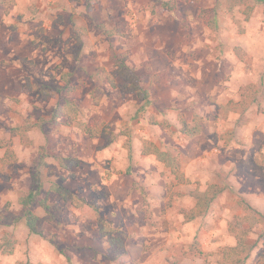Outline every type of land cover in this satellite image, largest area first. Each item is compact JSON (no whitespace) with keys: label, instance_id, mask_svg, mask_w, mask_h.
<instances>
[{"label":"rangeland","instance_id":"obj_1","mask_svg":"<svg viewBox=\"0 0 264 264\" xmlns=\"http://www.w3.org/2000/svg\"><path fill=\"white\" fill-rule=\"evenodd\" d=\"M167 1L0 0V216L10 222L0 224V264H236L222 250L236 245L239 223L253 247L244 264H264V0H177L175 11ZM209 8L216 30L198 16ZM111 50L129 52L145 76L146 107L121 87ZM67 74L77 121L129 136L56 124ZM195 117L202 130L185 135ZM149 142L178 157L182 179L142 153ZM35 172L43 237L15 220ZM53 183L100 207L127 235V254L113 260L93 207L64 201Z\"/></svg>","mask_w":264,"mask_h":264},{"label":"trees","instance_id":"obj_2","mask_svg":"<svg viewBox=\"0 0 264 264\" xmlns=\"http://www.w3.org/2000/svg\"><path fill=\"white\" fill-rule=\"evenodd\" d=\"M177 0H169L165 3H163V6L175 11L177 6ZM199 19L207 25L212 30H216L217 27V10L216 8H209V9H203L198 14ZM76 26V25H75ZM108 34L111 36L112 34L108 32ZM241 48L236 49L237 55L241 58ZM129 52L125 53H116L113 50H111V60L117 67V70L115 71L118 76H120L121 79H123L122 88L125 89V91L129 93H136V95L139 96L145 103L143 105V108L146 107L149 103V91L143 86V82L145 81V76L137 75L134 70L127 64ZM91 76H94V74L90 73ZM68 76L70 77V74L65 75V81L66 86L65 87H59L56 88V92L60 95L61 101L65 102L64 104H59L53 113V121L56 124L60 123V119L63 117H66V123L74 124L76 123L77 126L82 128L83 132L93 136H112V141H115L120 135H128V131L123 130L120 134H115L110 131L107 125L105 123H101L97 126V123L95 121H92V123H84L83 121H77V111L76 109L75 114L73 115L72 109L69 110V107L72 105V101H70L67 97V94L70 93L73 90H76L77 87L72 86V81L68 79ZM149 78H158L160 74H149ZM105 78L107 79L108 83L111 85L112 88H118L119 84H117L113 74L111 72H105ZM252 87H248L247 89L251 93ZM99 92V90H97ZM246 91V89H245ZM98 96V97H97ZM93 97L96 101H98L99 94L94 90L93 91ZM71 121V122H70ZM194 126L190 125H184L183 129L185 130V135H196L199 133L203 125L201 123V118L198 119L195 117L193 119ZM153 124H157L156 121H153ZM200 124V125H199ZM200 126V127H199ZM29 128V127H28ZM17 128L11 129V134L14 136L15 132H17ZM130 143V141H129ZM129 151H130V157L132 158V152L131 147L129 144ZM142 153L144 155H155L156 158L165 164L166 167L170 168L172 171V174L176 177V180H180L181 177H183V174L180 171V162L176 155H173L169 152L162 151L159 147L155 146L153 143H146L144 144L142 148ZM10 154V151L7 152L6 157H8ZM5 157V158H6ZM39 175L33 173V179H34V186L32 190L24 197L20 198L19 204L21 205V212L20 215L15 218L17 221H23L24 225L28 229L29 234L33 236H44V232L42 230L40 219L33 211V206L35 205V202L37 200V197L41 193L42 183L39 180ZM182 179V178H181ZM136 185V183L134 184ZM138 188V187H135ZM212 188V187H211ZM140 193L143 196L144 199V206L148 209V203H147V194L143 187L138 188ZM51 191H53L55 194H58L64 201L71 202L74 206L80 207L82 206H90L93 207V209L96 211V214L99 216V230L100 235L102 237H106L107 240L110 243V252L113 260L120 259L124 255L127 254V248H126V242H127V235L122 230H116L113 229L112 223L108 220H106L101 214H100V207L93 205L89 201H87L84 198H79L76 194L72 193L68 188L64 187L61 184L53 183L51 185ZM219 191H216L213 197H211L208 201L211 202L214 197L217 195ZM208 194L200 193L199 197H196L197 200H200V197H206ZM199 198V199H198ZM42 206L45 207V209H49V206L45 201H43ZM243 209L250 215H254L253 217L256 218V214H258L260 217H263L261 213L254 210L252 207H250L247 203H242ZM200 206V204H198ZM198 207V206H197ZM259 217V218H260ZM195 216L188 217L189 220L194 219ZM0 224H10L8 221V218L6 215L0 216ZM239 229H237L234 234L235 238L237 240V243L235 246H231L228 248H224L222 250L224 262L226 263V259L233 257L236 259V264H244L246 260L248 259L251 250L253 249L252 246H250L248 243H246L247 238L246 235V229H243L241 224H238ZM241 231V232H240ZM264 238V234L262 235Z\"/></svg>","mask_w":264,"mask_h":264}]
</instances>
